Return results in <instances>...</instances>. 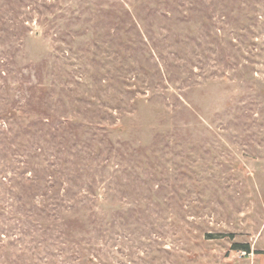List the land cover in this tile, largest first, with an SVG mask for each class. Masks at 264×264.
<instances>
[{
  "label": "rangeland",
  "instance_id": "rangeland-1",
  "mask_svg": "<svg viewBox=\"0 0 264 264\" xmlns=\"http://www.w3.org/2000/svg\"><path fill=\"white\" fill-rule=\"evenodd\" d=\"M0 264H264V0H0Z\"/></svg>",
  "mask_w": 264,
  "mask_h": 264
},
{
  "label": "trees",
  "instance_id": "trees-1",
  "mask_svg": "<svg viewBox=\"0 0 264 264\" xmlns=\"http://www.w3.org/2000/svg\"><path fill=\"white\" fill-rule=\"evenodd\" d=\"M223 234L219 235V236H208V237H223ZM227 236H230V234H227ZM231 248L234 250H243L245 252H250V247L247 243H240V242H233L231 244ZM260 253V252H259Z\"/></svg>",
  "mask_w": 264,
  "mask_h": 264
}]
</instances>
